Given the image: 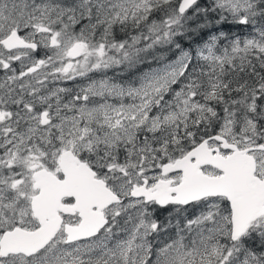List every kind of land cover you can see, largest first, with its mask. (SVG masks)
<instances>
[{
  "label": "snow or ice",
  "instance_id": "snow-or-ice-1",
  "mask_svg": "<svg viewBox=\"0 0 264 264\" xmlns=\"http://www.w3.org/2000/svg\"><path fill=\"white\" fill-rule=\"evenodd\" d=\"M0 264H264V0H0Z\"/></svg>",
  "mask_w": 264,
  "mask_h": 264
}]
</instances>
